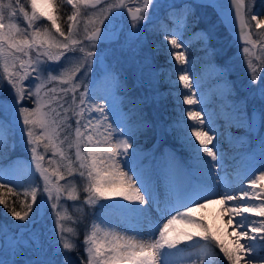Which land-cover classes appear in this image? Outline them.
Here are the masks:
<instances>
[{
    "label": "snow or ice",
    "instance_id": "snow-or-ice-1",
    "mask_svg": "<svg viewBox=\"0 0 264 264\" xmlns=\"http://www.w3.org/2000/svg\"><path fill=\"white\" fill-rule=\"evenodd\" d=\"M103 2L0 0V161H3L6 149H15L13 138L18 129L31 154L29 170L39 173L43 182L42 189L39 184H34L30 192L23 193L25 197L30 195L31 200L21 201L22 211H18L15 206L9 207L8 201L0 193V205L8 208L14 221L23 222L17 228L32 230L27 240L20 238L19 231L13 232L9 245L12 254H23L26 257L23 264H73L70 253L77 252L79 256V245L75 242L79 240V232L72 225L83 221L73 217L68 209L71 207L82 212L84 206L94 208L99 204L100 209L135 214L145 219L151 207L160 213V217L148 233L135 229L117 231L110 222L97 217L85 226L84 237L80 241L84 251L80 264H168V257L174 255L173 250H184L180 248L181 245L189 249L215 245L227 264H264V245H260L261 251H257L258 241H264V187L261 186L264 183V166L258 175L253 173L246 184L241 181L238 191L230 190L227 185L223 191H215L217 178L212 173L215 167L212 162L223 159V155L222 149L218 147L219 142L214 144L217 140L216 130L204 129L206 121L202 110H185L187 119L194 123L188 125L181 121V128L186 130L187 146L191 148L194 159L208 175L206 189L189 186L174 198L162 200L158 190L146 186L141 175L136 173L133 163L138 154L134 141L138 133L154 126L155 122L146 119L143 111L146 102L154 98H138L134 105L136 122L119 123L109 119L113 106L106 107L104 103H98L96 94L88 90L87 77L93 70V64L99 65L102 60H107L110 67L112 62L125 58L128 50L133 55H139L143 47L141 38L147 26L153 22L157 10L163 11L165 6L159 0H137L134 7L129 6L126 0H115V3L92 13L86 20V25L91 27L85 26L81 35L78 17L82 10L87 14L86 10L97 9ZM64 4L72 9L66 17V31L62 30L60 23V9ZM196 7L211 8L217 16V21L207 29L193 33L201 41L206 54H223L231 45L238 48V56L248 72V82L241 86L242 91L247 90V95L229 105L225 119L229 128H242L247 137L259 141L261 157L264 159V68L258 69L253 63V58L259 60V57L254 51L257 41L252 38L253 28L264 29V6L252 11L251 3L246 5L245 0H201L198 5L196 0H192L182 5L169 4L167 8L174 9L169 12L174 30L169 31L166 24L162 27L164 39L172 48L186 50L188 47L181 32L199 22L193 19ZM125 14L131 22L128 31L118 27ZM42 20L47 21V24L41 25L39 22ZM261 35L264 36V33ZM213 40L219 47H212ZM132 44L137 46L132 48ZM98 45H105L99 53ZM170 56L181 65L188 63L184 51L170 52ZM65 58L77 61L71 71L65 67ZM230 59L225 62L226 68ZM148 61L149 57L144 56L145 68L149 66ZM178 71L182 72L179 82L189 90L183 93V103L197 104L196 93L191 91L193 84L188 70ZM140 80L142 85L151 84V80L145 81L143 76ZM53 84L66 87H49ZM229 93L235 94L231 83ZM248 99H259L261 106L250 113ZM26 101H31L33 107L30 108ZM69 112L76 117L75 141L69 144V148L75 147V162L61 148L67 137L60 139V128L70 119ZM62 114L63 119L58 120ZM67 127L71 128L72 125L67 124ZM192 137L195 139L192 140ZM42 142L46 152L51 149L52 156L59 155L64 163L57 164L51 171L45 167V155L38 151ZM239 142L243 147V139ZM218 153L221 155L218 156ZM204 157L211 159L206 160ZM48 163L51 165L56 161L49 159ZM61 167L66 172H62ZM5 172L0 164V190L14 193L22 185L11 178V166L7 169L8 179L4 178ZM72 176L85 181L83 191L87 195L80 205L61 203L62 199L73 202L80 200L75 180L59 183ZM257 187L261 190L256 191ZM38 192L41 193L39 202ZM117 197L127 203H100ZM217 200L227 214V225L231 228L232 238L227 244L220 234L211 232L206 223L194 218L198 211ZM250 216L261 219L252 220ZM49 220V234L54 243L44 238L43 225ZM65 221H71V224L66 225ZM178 222L186 225V229L174 227ZM37 225L41 226L38 233ZM3 234L5 226L0 225V235ZM208 254L205 252V255ZM0 264H17V261L0 258ZM200 264H209V261L200 259Z\"/></svg>",
    "mask_w": 264,
    "mask_h": 264
},
{
    "label": "rangeland",
    "instance_id": "rangeland-1",
    "mask_svg": "<svg viewBox=\"0 0 264 264\" xmlns=\"http://www.w3.org/2000/svg\"><path fill=\"white\" fill-rule=\"evenodd\" d=\"M129 6H136L137 0H126ZM192 0H159L162 6H165V10H157L156 15L147 26V30L144 36L141 38L143 47L139 55H133L130 50L126 51L125 58L119 62H112L109 67L107 60H102L99 65L93 64V70L87 77V88L90 92H99L100 99L105 105H112L113 112L112 118L119 123L133 124L135 120L134 105L137 103L138 98L148 96L154 99H150L144 105L143 111L146 113V119L154 121V126L147 131L140 132L136 135L134 141V148L139 152V158L137 163L138 175L146 182V186L158 190L159 196L162 200L168 198H174L179 192L186 187H194L200 189H206L208 187V175L201 168V166L194 159L192 150L187 146L186 130H182L181 121L188 125H192L194 122L188 120L185 114V110L191 108L194 110H202V116L206 121L204 129L210 128V124H213V117L217 114V111L221 110L225 113L229 110V105L238 102L247 95V90L242 91L241 86L246 85L248 82V72L242 59L238 56V48L235 45L227 47L226 51L221 54L215 55L206 54L202 47L201 41L193 35V33L199 32L202 29H207L212 23L217 21L215 12L210 8H195V17L199 22L194 27H190L186 31L181 32L182 38L187 42L188 47L185 49L172 48L171 44L164 39L163 25L168 26V30H174L172 21L169 19V12L174 9H168L167 5L175 3L182 5L183 3H190ZM115 3V0H104V2L98 6L97 9H88L87 14L82 10L81 16L78 17V26L82 30L86 25V20L94 12H98L99 9L105 8L108 4ZM246 5L251 3L252 11L263 6L264 0H245ZM198 5L199 3L196 2ZM30 10V6H29ZM93 19L95 17H92ZM109 18H111L109 16ZM23 26V21H20ZM41 25L47 24V21H40ZM105 21V25H107ZM130 19L125 14L124 18L119 23V29L128 31L130 25ZM254 25V22H252ZM222 31V28L220 29ZM54 31V30H53ZM264 29H252V38L257 41L254 51L259 57V60L253 58V63L258 67L264 68ZM180 39V37H178ZM213 48L219 47L217 42L213 40L211 42ZM113 47L115 45H112ZM137 45L132 44V48ZM105 45H98L97 51L99 53L101 48ZM184 51L188 63L179 64L175 62L174 57L170 56V52ZM72 55V54H69ZM148 56V67H144L143 57ZM230 59L228 67H225V62ZM66 59L65 67L71 71L77 61L75 59ZM61 63H65L62 61ZM178 69H187V74L193 84L191 91L196 93L197 104L187 105L183 103V93L189 92L188 89L183 87L182 82H179V75L182 74ZM2 73V68H0ZM264 75V74H262ZM143 76L144 80H151V84L144 83L142 85L140 77ZM80 79V76H77ZM27 83V82H26ZM234 89L235 94L229 93V84ZM66 87L65 85L53 84L49 87ZM253 87H256L255 85ZM78 95V94H77ZM222 96L221 101L219 97ZM70 96L68 103L70 104ZM221 101L219 105L217 103ZM30 108L33 107L31 101L25 102ZM68 106L67 104L65 105ZM219 106V110L217 108ZM248 111L251 113L254 109L261 106L259 99L247 100ZM217 108V109H216ZM62 111V110H61ZM70 119L65 126L61 125L60 139L65 140L61 145L66 154L72 158L75 162V147L69 148V144H73L75 141L74 129L76 117L72 112L68 113ZM63 119V114L57 118ZM112 119V120H113ZM212 119V121H211ZM216 121V119H215ZM67 124H71L72 127H67ZM244 131V130H243ZM211 133V132H210ZM15 140V149H6L4 152V159L0 161L6 170L4 178L8 179L7 169L9 166L13 168L11 178L16 179L17 182L22 185L18 187L19 193L23 195L25 191L30 192L31 187L34 184H39L41 189L43 182L39 178V173L29 170V162L31 159L30 151L25 147V144L21 138L19 130L13 138ZM195 138L192 137V140ZM243 148L256 147L259 141L254 137H247L244 141ZM215 144V141H214ZM210 147H212L210 145ZM252 149V148H251ZM38 151L45 155L44 166L52 169L57 167V164H63L59 155L52 156V150L47 152L44 149L43 142L38 148ZM49 159L56 161V163L49 164ZM206 160H210V157H204ZM215 167L212 169V173L216 176L215 191L221 192L224 190V186L228 183L221 176V169L219 168V162H212ZM77 165L74 163V167ZM34 168V166H33ZM62 172H66V169L61 167ZM55 179V178H53ZM68 180H75L77 182V188L80 195L79 201H65L62 199L61 203H67L72 205L73 203L80 205L83 199L86 197V193L83 191L84 180L78 176L68 177L66 180L59 181L60 184H66ZM228 186V185H227ZM261 188L257 187V191ZM41 193L38 192V201ZM24 196V195H23ZM25 198V199H24ZM23 201L31 200L30 195L25 197ZM211 203L207 208L198 211L195 214V219H200L206 223L211 232H216L225 239L227 244L231 239V228L227 225V214L217 204ZM100 203L113 204L112 200L100 201ZM69 213L73 217L81 218L84 222L94 212V216L90 218L89 224L96 220L97 217L103 218L116 227L117 231L125 226L124 219L128 216V213L120 211L112 212L109 210L100 209L99 204L94 208L90 206H84L83 211L73 210L71 207L68 209ZM134 219L144 226L146 233H148L152 226L160 217V213L155 208H149V215L147 219L141 216L132 214ZM252 220H260L261 218L250 216ZM82 222V223H83ZM98 222V221H97ZM166 222V220L164 221ZM23 222L14 221L8 212V208L4 205H0V225L5 226V234L0 235V258L6 261H17V264H23L26 257L22 254L15 256L12 254L9 245L12 243L13 232L19 231L20 238L27 240L31 234V229H18L17 226ZM66 225H70L71 221H65ZM86 223V222H85ZM79 223L78 225H80ZM88 225V224H87ZM74 226L76 229L77 227ZM84 226V225H83ZM86 226V224H85ZM185 230L186 225L178 222L174 227ZM44 238L49 243H54L52 237L49 234L51 230V220L47 221L43 225ZM225 228L228 232L225 233ZM41 226H36V232H40ZM85 230V228H84ZM78 231V230H77ZM79 232V231H78ZM76 242V241H75ZM260 245H264V241H258L257 251H261ZM183 251L173 250L174 255L168 257V264H200V259L209 261V264H227L223 259V254L215 245H206L201 248L189 249L186 245H181ZM167 251V250H166ZM208 252V255H205ZM218 254V255H217ZM71 255V253H70ZM72 260L73 256L71 255ZM200 258V259H197ZM74 263V262H73Z\"/></svg>",
    "mask_w": 264,
    "mask_h": 264
},
{
    "label": "bare ground",
    "instance_id": "bare-ground-1",
    "mask_svg": "<svg viewBox=\"0 0 264 264\" xmlns=\"http://www.w3.org/2000/svg\"><path fill=\"white\" fill-rule=\"evenodd\" d=\"M96 96L98 97L97 102H101L100 99V93L94 92ZM219 99L222 101V96L219 97ZM219 101L217 105L222 103ZM107 107V105H106ZM219 110V106H217ZM216 108V109H217ZM95 115V114H93ZM109 119L112 120V116L110 114ZM216 119V121H215ZM212 121V119H211ZM210 128H214L217 132V140L215 141V144H217V141L219 142L218 147L222 149V155L223 159H218L219 162V168L221 169V176L226 180L228 183L230 190L238 191L241 187V181H243L245 184L247 183V179L251 178V175L253 173L259 174V171L261 170L262 166H264V159L261 157V149L260 144L256 147L251 148H243L241 147L240 140L243 139V141L247 138L245 132L242 128L237 127H231L229 128L226 119H225V113H222L221 110L217 111V114L213 117V124H210ZM103 131V129H101ZM210 135L212 133H209ZM137 151V150H136ZM138 158H139V152L137 151ZM221 155V153H218V156ZM138 158L133 163V167L136 168L137 171V163ZM245 172H247V177H245ZM264 187V183L261 185ZM257 191V189H256ZM115 203L117 201L123 202L121 198H113L111 199ZM127 203V202H123ZM233 203H240V201H234ZM218 206L220 208L221 205L219 202H217ZM125 226L121 229H135L140 231L141 233H146L144 226L140 225L137 220L134 219L133 215L128 213V216L126 219H124ZM176 227V226H175ZM178 229H181L179 227H176ZM231 236V232L229 233ZM232 238V237H231Z\"/></svg>",
    "mask_w": 264,
    "mask_h": 264
},
{
    "label": "trees",
    "instance_id": "trees-1",
    "mask_svg": "<svg viewBox=\"0 0 264 264\" xmlns=\"http://www.w3.org/2000/svg\"><path fill=\"white\" fill-rule=\"evenodd\" d=\"M264 6V3H263ZM72 9L69 5L64 4L61 9H60V13H61V28L62 30H67V22H66V17L67 15H69L71 13ZM65 126V124H63V127ZM0 193H2L3 198H5L8 201V206L9 207H13L15 206L17 208L18 211H22L23 208L21 206V201H23L24 196L21 195V193H19V190L16 189V191L13 192H9L6 189L5 190H0ZM25 199V198H24ZM27 202H30V200H27ZM92 215L94 216V212H92ZM91 216H86L88 217V220L86 219L83 223H81L80 225L76 224L75 226L77 227V230L79 231V240H76V243H78L79 247H78V252H79V256L77 255V252H72L71 255L73 256V264H80V257L84 256V251H83V245L82 243H80V241L83 240L84 237V233H85V224H89L90 218ZM86 222V223H85ZM84 225V226H83Z\"/></svg>",
    "mask_w": 264,
    "mask_h": 264
},
{
    "label": "water",
    "instance_id": "water-1",
    "mask_svg": "<svg viewBox=\"0 0 264 264\" xmlns=\"http://www.w3.org/2000/svg\"><path fill=\"white\" fill-rule=\"evenodd\" d=\"M199 3L201 2V0H197ZM221 2H224V0H221Z\"/></svg>",
    "mask_w": 264,
    "mask_h": 264
},
{
    "label": "flooded vegetation",
    "instance_id": "flooded-vegetation-1",
    "mask_svg": "<svg viewBox=\"0 0 264 264\" xmlns=\"http://www.w3.org/2000/svg\"><path fill=\"white\" fill-rule=\"evenodd\" d=\"M196 2H198V1L196 0Z\"/></svg>",
    "mask_w": 264,
    "mask_h": 264
}]
</instances>
